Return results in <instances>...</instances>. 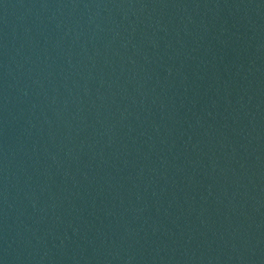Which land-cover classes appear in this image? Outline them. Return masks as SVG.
Segmentation results:
<instances>
[{
	"label": "water",
	"instance_id": "obj_1",
	"mask_svg": "<svg viewBox=\"0 0 264 264\" xmlns=\"http://www.w3.org/2000/svg\"><path fill=\"white\" fill-rule=\"evenodd\" d=\"M0 264H264V0H0Z\"/></svg>",
	"mask_w": 264,
	"mask_h": 264
}]
</instances>
